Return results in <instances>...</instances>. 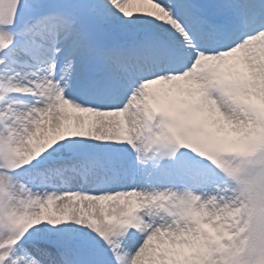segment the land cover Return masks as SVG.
I'll return each mask as SVG.
<instances>
[{
    "label": "snow or ice",
    "instance_id": "snow-or-ice-1",
    "mask_svg": "<svg viewBox=\"0 0 264 264\" xmlns=\"http://www.w3.org/2000/svg\"><path fill=\"white\" fill-rule=\"evenodd\" d=\"M0 264H264V0H0Z\"/></svg>",
    "mask_w": 264,
    "mask_h": 264
}]
</instances>
